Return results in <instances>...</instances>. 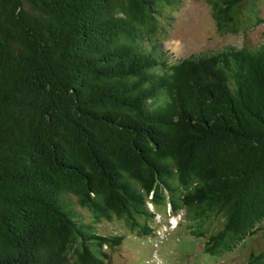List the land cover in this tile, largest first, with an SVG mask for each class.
<instances>
[{"label": "trees", "instance_id": "obj_1", "mask_svg": "<svg viewBox=\"0 0 264 264\" xmlns=\"http://www.w3.org/2000/svg\"><path fill=\"white\" fill-rule=\"evenodd\" d=\"M179 1L0 0V264H106L123 235L81 209L148 234L170 205L216 257L264 238V41L170 62ZM208 1L220 30L264 23Z\"/></svg>", "mask_w": 264, "mask_h": 264}, {"label": "rangeland", "instance_id": "obj_2", "mask_svg": "<svg viewBox=\"0 0 264 264\" xmlns=\"http://www.w3.org/2000/svg\"><path fill=\"white\" fill-rule=\"evenodd\" d=\"M264 19V1L258 3ZM164 19L162 47L170 62L194 53L218 50L226 45L256 46L264 41V23H242L238 31L220 30L208 0H180ZM151 218L145 222L148 234L131 229L123 220L94 221L86 209L84 219L105 235H123L120 245L108 247L106 264H246L250 252L264 248L260 231L249 236L233 251L210 256L205 251V237L197 238L184 210L172 211L170 205H150ZM143 224L144 222L141 221Z\"/></svg>", "mask_w": 264, "mask_h": 264}]
</instances>
